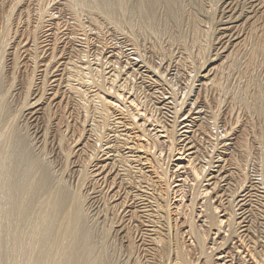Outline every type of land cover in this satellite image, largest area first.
Here are the masks:
<instances>
[{"label": "bare ground", "instance_id": "obj_1", "mask_svg": "<svg viewBox=\"0 0 264 264\" xmlns=\"http://www.w3.org/2000/svg\"><path fill=\"white\" fill-rule=\"evenodd\" d=\"M1 1L3 4V2L6 0H1ZM22 1L24 0H11L10 4L8 5V9L5 10V14L3 16V23L0 27L1 28L0 29V264H114L115 259L111 257V254L108 252L109 250H107L104 247V239L106 235L109 234V229L113 228L114 226L117 228L116 232L120 233L121 235L120 236L121 243L119 244V246L123 247L124 250L123 252L124 254H126L127 260H129L132 264H226L227 262L229 263L228 259L225 260L226 257L225 252L227 251L224 252L222 247L220 248V246L218 247L216 245L217 240H215V238L217 237L218 233L222 232L221 231L222 228H226V227L227 229H224V231H229V235L236 233V230L232 226V224L235 223L233 217L236 214H234L233 208L231 209L229 208L227 213L229 217L224 218L225 214L222 213L220 215H216L217 212L222 211V208L221 210H219V208L223 206H220L216 203L218 199L216 200L215 197H219L220 199V195H225L223 190H226V188L224 189V186L226 187L230 186L232 182L229 180L228 178L229 176L226 175L225 171L223 170V164L225 166L224 162L225 161L227 162V159L223 158L224 154L219 157L216 155L215 157H213L214 156V155L212 156L213 150L210 148L212 150L211 151L210 149L205 147H204L205 150H203L200 144V140H197L196 138L197 135L204 134L207 137V139H213L211 138L213 132L210 131L211 130L210 128H212V125L215 123V121L214 123L206 122L205 124L202 121L197 122L198 120H196L197 119L196 115L199 113V111H195V109H197V107L200 106V105L198 106L199 102H197V100H199L198 94L197 95L194 94V96L196 95L195 98L188 103L187 100H185L186 95H183L184 97L182 99L184 101H182V99L180 100L179 104H177L179 107L174 104L173 102L174 99H172L173 97L172 98L170 97L171 100L168 102L166 101L167 103L166 106L168 112L170 113V115L169 113H167V115H169L170 117L169 123H167L165 120L167 126L170 129H164L165 126L163 124H162L163 126H160L161 123L155 120L159 124L161 129L159 128L157 129L153 126L154 128L152 127L151 130H154V132L152 134L153 137L151 138L147 134L142 133V131H140L139 129V127L144 126L148 121L151 122L150 121L151 119L149 114H148L149 117H147L145 116L146 114H144L145 112L141 111L143 108L140 107L137 110V107L139 106L138 103L140 102L137 96L138 86L132 85L131 86L132 89L130 88V86L129 88L127 87V89L130 90L128 93L131 92L132 93L130 95L131 98H128V100L126 101L122 100V97L120 95L121 92L120 93L118 92L119 90H123V89L127 90L125 89V84L127 83L126 78H123L122 76L119 78L118 76L119 80L115 83L117 79V75L121 74V72L127 74L126 68L124 70L123 66L121 67L118 66V64L120 63H118L116 66L115 63L113 62V64L116 66V69L117 67L118 69L115 74L113 72L106 77V75L104 76L103 71L101 70L102 68L100 69L101 71L95 70V72L93 71L91 72V69L88 67L87 62L82 63L84 66L80 65L81 62H79L78 65L72 63L74 64V66H72V69L71 67L68 68L69 69L68 71L66 69L68 76L66 78L67 80H66L65 88H67L66 92L70 93V97L73 99V105H74L73 109L71 108L72 114L69 111V114H71L73 118L68 114L72 118V120H70L71 122H68L69 118L67 120L66 118L67 114L65 115L64 112V106L66 107V105H64L65 103H63L64 106L62 107L60 106L59 108L60 111L58 113L56 112L58 110L55 108L56 109L55 111L54 109L55 105L53 106L52 101L55 99L56 97L55 95L58 94L57 89L54 88L55 86L53 87V85L49 84L52 86L49 88V90L52 91L48 94L50 96L45 97V94L47 93L46 92L47 90L45 89L46 88L45 83L47 82L46 76L48 75L46 74L48 71L47 68L49 66V62L53 59V57L56 56V54L54 53L51 54L52 59L50 58L49 62L46 63L45 61V63L44 62L43 64L41 63L40 54L42 51H44V45L46 44L45 43L43 44V42H45L46 40L45 41L41 40L42 37L39 36V33L41 32V29L44 27L43 22L46 21L45 19L46 16L48 18V16L52 14L50 15L48 14L47 12L48 6L46 5L44 0H34L35 1L34 4L37 5V8H35L36 20L32 22V20L30 19V16L32 15L29 14L28 12L29 10H27L26 8L25 9L23 8L24 10L21 8L18 9ZM65 1L63 2V4H65V6L67 5L68 11L71 10L72 13L76 15V17H79L78 15L80 13L86 14L89 12L90 14L92 11H93L92 13L93 15L95 11H101L104 14L106 13L110 16L116 15L121 17L124 14L123 11H127L128 9L129 11H131L133 16L136 15L143 16L144 14H146V12L143 11L144 5L146 6V7L144 6L146 8L145 11H147V14L149 13L148 15L151 17L152 14L156 13L158 7L160 6L166 8L167 10L166 14L170 15L173 13V11L174 12L181 11L182 9L181 4L183 2V0L181 1V3L179 2L180 0H167V1L161 0L162 2L160 0H142V1L140 0L141 2L139 3L137 0L138 2L137 3L135 2L136 0H134L131 4L130 3L131 0H119V6H117L118 0H65ZM205 1L207 2L208 6L206 7L204 5L207 9H205V11L203 9L202 10L206 13V15L207 13L211 14L212 17H211V21L210 19L209 20L207 19L208 17L207 18L204 17L206 18L204 19L205 22L204 27L206 29V30L204 29L205 30L204 32L205 33L210 32V34L212 32L213 37H211L212 38L211 43L219 45L215 47V50L217 51L219 49L224 50L226 48L224 51H227V53L224 56H222L224 57L222 59L225 60V58L228 57L232 58L234 56L237 59L238 57L241 58V56L243 55L242 51H244L243 48L246 45H247L246 47H248V45L250 44L249 42H251L250 41L251 38L253 42V43L251 42V46L253 45V48L251 51L249 50L248 54H246L248 55L247 57H245L247 58L246 68H248V66H251V64L254 61H258V63L264 64V0H205ZM142 3L145 4L142 5ZM200 3L202 8V2ZM4 4L1 6H4ZM15 9L17 12H15V15L12 17ZM32 9L34 10V8ZM84 11H88V12H84ZM132 15L130 16L133 18ZM120 17H115V19L116 18L118 19ZM151 17H149L148 19H150ZM145 19L142 20L145 21ZM63 20L65 21V19ZM118 21L116 20L117 24L119 25L120 21L122 20H120L119 23ZM197 21L200 20H198L197 18ZM201 22L203 23V19L201 20ZM194 25H196V23ZM128 27L130 26L128 25ZM130 29L132 28H129V30ZM125 35H127V33ZM13 38H15L13 42V46L11 47L10 50L11 52L9 51L8 53L7 47L9 46V43ZM136 45L138 46V44ZM55 46L56 45L54 42L51 52L54 51ZM133 49L137 50L135 47H133ZM245 51L247 52L248 48ZM216 54H218V52ZM80 56H78V59ZM7 57L10 58L9 59L10 72L6 74V78H5V76L1 73H3L2 72L4 69L3 67H5V61ZM81 58H83V56ZM213 58H215V56ZM236 58H234L235 63L238 62ZM240 58L238 59L239 61ZM143 63L144 61H142V64ZM245 63L243 62L240 64L245 65ZM198 64H200V62ZM223 65L226 66V64ZM255 65L257 66L258 64L255 63ZM66 67L68 66L66 65L65 68ZM40 68L42 69L40 70ZM227 68H229L228 65ZM134 70L128 73V78H127L128 81L130 80L132 81V83L134 82V78L137 73ZM143 70H141V72ZM210 70L211 68L206 73H204L203 75L201 74L199 76L204 78V81L202 80V82L197 85L208 86V87L211 86L214 88L215 87L217 88L218 85H221L218 84L219 83L217 81L218 77L211 78L210 76L209 78ZM6 71L4 73H6ZM17 71L19 75L21 71L23 73H21L22 76L20 78L21 90H19L20 97H18L20 98V101L18 100L19 101L18 102L16 100V102L20 103V108H18L19 106L16 108H18L21 112H23V110L24 111L26 110L27 111L26 116L30 115V117L33 118L36 115L35 119H37L38 118L37 116L40 115L39 118L40 120L42 119L41 121L44 124V133H43L44 136L45 134L47 135V133L49 132L48 130L53 129L52 131H54L56 129L55 130L56 133L54 134V136H57L56 139L57 144L60 153L64 158L63 160L65 161L64 170L66 169L67 161L70 158L73 159V160L71 159L72 160L71 163L73 164L76 163L77 166L81 167V170L76 180L75 190L74 191L72 190L73 192H71L69 188L64 186L65 184L61 185V182L60 184L55 185L54 182H56L57 180L52 181L54 179L51 176L50 173L51 170L48 169L49 167H51V165L47 166L42 161L41 159L42 156L39 157L40 155L37 154L38 152L37 153L35 152L37 155L34 154V152L31 149L33 146L30 147V145L28 144L27 138L24 135L25 132L24 134H22L20 131L21 128L19 127L20 130L19 128H17L18 124L17 125L14 124L15 119L17 120L16 115L20 111L18 110L19 112L17 111L12 113L6 111L7 109H9V107L7 106L8 104H6L7 101H5V95L8 93V91L6 93L5 86L9 87L10 89L11 86L14 84V82H16L15 79L17 78L16 77ZM36 71H42L40 78H36V74H35ZM148 71H150V68ZM5 79L7 80V83H5L6 82ZM37 79L40 80L38 84H36ZM221 82L222 81H220V83ZM105 83L108 84L109 86L106 87ZM59 84L60 83H58V85ZM56 88H58V86ZM145 95L150 96L148 93ZM163 95H165V93H163ZM156 96L157 94L154 95V97ZM70 97L68 96L67 99ZM261 97L262 96H260V98ZM166 99H168L167 96L165 97V99L164 98L162 100L158 99L155 102V104H157L156 108L159 109L164 108L165 103H163V101ZM176 100L178 102V99ZM55 102H59V101H55ZM58 106L59 105L55 107ZM130 106L134 108V113L133 112L129 113L128 110L130 109L126 110V108L127 107L129 108ZM261 111L263 110L261 109ZM56 113L58 114V116L56 115ZM216 115L213 114V116L215 117ZM21 117H23V115ZM53 119L54 120L56 119L55 122H53ZM153 121L154 119L152 120V122ZM62 123L65 124L64 125L65 127H63L64 129L61 130L60 125ZM150 128L151 127H149V129ZM143 129L146 128L144 127ZM177 135L178 138H176ZM261 135L262 134H260V136ZM146 136H148L147 139L145 138ZM224 136L226 137V135ZM52 138L54 137L52 136ZM172 141L173 142L177 141V143H173ZM164 142L169 143L168 144V151L170 150L169 154L171 152L174 155L175 153L176 155H178V157L174 158L173 160L178 161V163L175 165L176 168L175 170H178L181 176L184 174L185 178H187L186 174H189L187 170H190L192 172L193 177H189V179L192 178L191 180L196 182L197 180L200 181L203 178V181H206V184H203V186L205 187L201 189L199 193L197 192L198 190L196 192L190 191L192 196L184 200L182 195L183 192L180 191V189L183 190L181 187H183L186 182L185 181L186 179L183 176L181 179H178L180 183L173 184L174 185L173 187H170L171 185L169 184H165L167 181L165 182L164 180L166 179L164 178L165 176L168 175L166 174L167 173L165 171L166 169L165 170L161 169L162 167L157 165L158 160L157 161L155 160L156 158L155 153L159 151V149L155 150L157 143L161 144ZM177 145H179V147ZM75 148H78L76 149L77 152L80 151L78 156L76 154L74 155ZM124 150L126 151L124 152ZM206 150H210V152L208 151L206 152ZM231 152H234V150ZM194 153L195 155L199 153L201 156L203 154L205 157L207 156L208 157L207 160H205V158L203 159L205 160V162H207L209 166L211 165L210 167L213 168L209 170V172L207 173H202L201 172L202 170H198V168L195 169L194 166L196 165L193 166V163L191 161L192 159L190 160V155ZM246 154L244 155V157L246 156ZM195 155L193 156L195 157L194 159H196L197 157ZM201 159L198 162H200ZM234 161L236 160L234 159ZM158 167L159 168L161 167L160 170ZM108 175L111 176L112 178L110 179L111 184H108L109 182ZM95 176L96 177L101 176L98 181L96 180L97 182L96 181L94 182L93 180L96 178ZM54 178H56L55 175ZM59 178H62V176ZM244 178H245L244 174L243 173L240 174L239 181H236V183L234 184L235 186L234 191L238 187L242 188V183L244 182ZM88 179L90 181V183L88 182L89 183L88 190L91 191L90 195L91 194L94 195V193L97 192L99 193V194L97 193L100 196L99 201H102L103 204V208L102 209L100 208L99 211H102L105 216H108L107 218L106 217L102 218L104 219V222L102 221L103 222L102 224L103 226L101 229L102 236L100 235L101 236L100 240L99 238H95L96 235L95 236L93 235L94 233L91 232L92 229L89 227V225H87L88 224L86 219L87 217L84 213V206H83L84 198H82V194L80 193V189L85 185V183H87L86 180L88 181ZM224 181L225 183L221 185V183H223ZM99 182L100 184H98ZM191 182H190L191 188H194L196 186L194 184L195 182L192 183ZM96 185L99 188L98 190L96 188ZM103 185H104L103 188L108 186L109 187L108 189L112 191V193L110 192L111 194H106V191L105 193H103L104 191L102 192L103 189L101 187ZM175 187L176 188L179 187L180 189L177 188L175 190L174 189ZM249 189L250 188H248V190ZM236 191H238V189ZM176 192H178L179 195H176ZM171 195L173 196L171 197ZM231 195H232L231 197H235V193L234 195L233 193ZM240 195L238 194L237 197H240ZM92 197L94 199L93 201H91V204H93L95 200V196ZM241 198H243V196ZM238 201H243V199H240ZM242 204L244 203H241V205ZM256 205H258V203ZM263 207H264V202L262 205L257 206L255 210H250V209L247 210L248 212H250L249 214H246V212H244L246 210L244 209L242 215L237 217V218H241L242 219L241 222L243 223V225H240V222H238L240 225L239 229L243 228L240 231L238 230L239 236L237 235L240 238L238 240L240 241L241 244L244 242L246 243L245 240L247 239H252V234L254 233H257L262 238L264 237V220H261L263 222L260 221ZM261 218L263 219L264 217L262 216ZM93 230L96 232V228L93 227ZM98 232H96V234H98ZM240 232H243V234L240 235ZM258 235H257V239L259 237ZM223 236H225V234ZM245 237L248 238L245 239ZM242 248L240 250L239 247L237 252L242 253L241 257L242 260H244L246 253H248L249 255V250H247L248 252H244L245 251L244 249H248V248L246 247H242ZM218 249H222V250H218ZM255 250L258 251V249L256 248ZM261 250L259 249V251L255 253L257 254V256L255 255L256 257L253 256L255 258H258L257 261L255 260L257 264L264 263L263 262L264 250L263 251ZM250 253H251V249H250ZM249 257H251V255Z\"/></svg>", "mask_w": 264, "mask_h": 264}, {"label": "rangeland", "instance_id": "obj_2", "mask_svg": "<svg viewBox=\"0 0 264 264\" xmlns=\"http://www.w3.org/2000/svg\"><path fill=\"white\" fill-rule=\"evenodd\" d=\"M26 1H28V0H26ZM26 1L25 0L22 1L21 2L22 6L20 4L18 9H20V8L21 9H23V8L25 9L26 8L27 10H29L28 11L29 14L32 15V16H30V19L32 20V22H34L36 20L35 19L36 18V11H35L36 9L35 8H37V5L34 4V2H35L34 0H29V1H31V2L28 1L30 4L28 2H26ZM44 1H45L46 5L48 6V8H47L48 14L49 15L52 14L53 16L50 15V16H48V18L46 16V18H45L46 21L43 22L44 27L41 29V32L39 33V36L42 37L41 40H44V41L46 40L45 42H43V44L44 43L46 44V45H44V51H42L41 54H40L41 63L43 64V62L45 63V61H46V63L49 62L50 58L52 59L51 54L52 53L56 54V56L53 55L56 58L53 57L54 60L52 59L51 60L52 62L50 61L52 64L49 62V66L47 68L48 71H47L46 74H48V75L46 76V78H47L46 81L47 82L45 83V87H46L45 89L47 90L46 91L47 93L45 94V97L50 96L48 94L52 91V90H49V88L52 87L51 85H53V87L55 86L54 88L57 89L58 94L55 95L56 97L52 101V103H53V106L54 105L55 106L59 105V106L58 107L54 106V109L56 108L58 111H56V109H55V111L58 113L60 111V109H59L60 106L62 107L64 105H66L67 108L64 106V112H65V115L67 114L66 115L67 120L69 118L68 122H71L70 120H72V118H73L71 116V114H72V109H73L74 105H73V99L70 97V93L69 92L67 93L66 92L67 88H65L66 87V80H67L66 78L68 76L67 71L69 70L68 68L71 67V69H72V66H74V64L78 65L79 62H81L80 65H82V66H84L82 63H86L87 62L88 67L91 69V72L92 71L95 72V70H100L102 68L101 70L103 71L104 76L106 75V77L108 75H110L111 73H113V72H114V74L116 73V71L118 69V67L116 69V66H117L118 63H120V64H118L119 67L123 66L124 70L126 68L127 74H124V72H121V74L117 75V79H116L115 83L122 76L123 78H126V82H127L126 83L127 85L125 84V89H127V87L129 88V86L131 88L132 85L138 86L137 96L139 98V101L141 102V100H142L143 103L142 102L138 103L139 106L138 107L136 106L137 110L140 107L143 108L142 110L141 109L140 110L145 112V113L143 112L144 114H146L145 116L149 117V115H150V119H151L150 120L151 122L148 121L150 124L147 122L148 123V124L146 123L147 125L145 124L144 126L139 127V129H140V131H142V133L147 134L151 138L153 137L152 134L154 132V130H151L153 126L155 128H157V129L158 128L161 129L160 126L164 125L166 127L167 126L166 122L169 123V118H170L169 115H170V113L168 112V109H167V106H166L167 105L166 101L167 102L170 101L171 100L170 97L171 98L173 97L172 98V99H174L173 102H174L175 105H177V104H179L180 100L184 97L183 95H186L185 96L186 97L185 100H187V103H188V102H191L195 98V96L198 94V99L199 100H197V102H199L198 106L199 105L200 106L197 107V109H195V111H199V113L196 115L197 116L196 120H198L197 122H199V121L201 122L202 121L205 124L206 122L207 123L208 122L209 123L210 122L214 123V121H215V123L212 125V128H210L211 129L210 131L213 132L212 133V137H211L213 139H207V137L204 134L197 135L196 138H197V140H200V144H201V147H202L203 150H205V148H208V149L211 148L213 150V153H214V154L212 153V156L214 155L213 157H215V155L219 157V156L224 154L223 158L227 159V162L226 161L224 162L225 166L223 164V170L225 171V174L229 176L228 178L232 182V183L230 182L231 183L230 186H227V187L224 186V189L226 188V190H223L225 195H220V199H219V197H215L216 200L218 199L216 201V203L218 205H220V206H223V207L218 206V207H220L219 210H221V208H222V211L221 212H217L216 215H220L222 213V214H225L224 218L229 217V215L227 214L229 208L230 209L233 208L234 214H236L233 217L235 223L232 224L233 228L236 230V233H233L232 235H229V231H224V229H227V227L226 228H222V230H221L222 232L217 234V237H219V238H217V237L215 238V240H217L216 241L217 242L216 245L218 247L220 246V248L222 247L224 252L227 251V252H225V255H226L225 260L228 259L229 263L227 262L226 264H239V263L240 264H244V263L245 264H257L256 261H257L258 258H255L257 256V254H255V253H257L259 251V249L260 250L262 249L261 251L264 250V248H263L264 247V239H263L264 237L262 238L257 233H254L255 235L252 234V239L253 238L254 239L253 240L252 239H247L248 237H245V239H247V240H245L246 243L244 242V243H242L243 244L242 245L240 243V241L238 240V239H240L238 236H239V231L243 229V228L239 229V226L243 225V223L241 222V220H242L241 218H237L240 215H242V212H243L244 209L246 210L244 212H246V214H249L250 212H248L247 210H249V209L250 210H255V208L257 206L262 205L263 202H264V193H263L264 192V145H263L264 144V142H263L264 141V139H263L264 138V134H263V132H264V130H263L264 129V126H263L264 125V119H263L264 118V99H263L264 98V67L263 66H264V64H260V63H258V61H254L253 62L254 64L252 63L251 66H248V68H246L247 67V65H246L247 64V58H245V57L248 56L246 54H248L249 50L251 51L252 48H253V45L251 46V42H252L251 38H250L251 42H249L250 44L248 43L249 44L248 47H246L247 46L246 45L245 46L246 49H245V47L243 48L244 51H242V53L244 55V52H245V55L244 56L240 55L241 58L238 57V59L240 58V61H242V62H240L235 56L232 57V58H230V57L225 58L226 61L224 59H222V58H224L222 56H224L227 53V51H224L226 48L224 50H221V49H219L218 51L215 50V47H217L219 45L211 43V39H212L211 37H213L212 32H211L212 35L210 34V32H208V33L204 32L206 30L205 27H204V25H205L204 19H206L208 17L207 19L208 20L210 19V21H211V17H212L211 14L207 13V15H206V13L204 12L205 9H207L206 7L208 6L207 2L205 0H202V1L201 0H196V1L195 0H193V1L192 0H183V2L181 4L182 5L181 11H178V12H174L173 11V13L170 14V15L166 14V11H167L166 8L160 6V7H158L156 13L152 14V17L148 15L149 13L147 14V11H145L146 10V8H145L146 6L144 5L145 3H142V5L145 6V7L143 6V9H144L143 11L146 12V14L143 13L144 15H146V16L143 15L144 17L141 16V15H138V16L136 15L137 17L133 16L131 11H129V9L127 11H123L124 14L121 17L120 16H116V15L110 16V15H108L106 13H105L106 14L105 15L101 11H95L94 15L92 14L93 13V11H92L90 13L91 16H90L88 11H84V12H88V13H86V14L82 13L84 15H82L80 13L81 15L79 14L78 15L79 17H76V15H74L71 10H69L70 12L68 11L67 5L65 6V4H63V2L65 0L64 1L63 0H58V1L57 0H54V1H52V0H44ZM133 1L134 0H131L130 3L132 4ZM141 1L138 0L139 3ZM181 1L182 0H180L179 2L181 3ZM10 2H11V0L4 1L3 4L4 3L6 4V5L4 4V6H1L3 4H2V1L0 2V27H1L2 23H3V16L5 14V10L8 9V5L10 4ZM135 2H137V0ZM200 2H202V8H201V3ZM65 3H66V1H65ZM25 6H28V7H25ZM117 6H119V0L117 2ZM203 6H204V8H203ZM4 8H6V9H4ZM32 8H34V10ZM128 8H130V7H128ZM30 10H31V13H30ZM15 12H17L16 9L13 12L14 14L12 15V17L15 15ZM49 12H51V13H49ZM127 12H128V14H127ZM99 15H101V16H99ZM130 15H132L133 18ZM147 15H148V18L149 17H151V18L148 19ZM171 15H172V17H171ZM80 16H81V18H80ZM96 16H97V18H96ZM115 17H120L121 19L120 18H118V19L116 18L115 19ZM140 17L143 20L146 17V19H148V20L145 19V21H143ZM204 17H206V18H204ZM197 18L200 21H197ZM63 19H65V21ZM190 19H192V20H190ZM202 19H203V23L201 22ZM116 20L117 21L118 20L119 21L122 20V21H120V23L118 21V23H119V25H118ZM139 21L140 22L142 21V22L140 23ZM62 23H64V24H62ZM95 23H96V25H95ZM111 23H112V25H111ZM195 23H196V25H194ZM139 24H141V25H139ZM128 25L130 27H128ZM158 26H159V28H158ZM129 28H132V29L129 30ZM141 28L145 29V30H142ZM258 28H260V27H258ZM51 31H53V32H51ZM88 31H89V33H88ZM157 31H159V32H157ZM245 32H246V30H245ZM124 33L125 34L127 33V35H125ZM130 36H131L132 39L130 38ZM127 38H128V40H127ZM14 39L15 38L11 39V41L9 43V46H8L9 48L7 47V52L8 53L11 50V47L13 46ZM53 39L56 40V41H54ZM69 40H71L72 42L69 41ZM75 40H77V41H75ZM192 40H193V42H192ZM197 40H198V42H197ZM54 42H55V45L57 47L55 46L54 51L51 52ZM120 42H121V44H120ZM136 44H138V46ZM203 45L206 48H204ZM133 47H135L137 50H134ZM156 47H157V49H156ZM211 47H212V50H211ZM247 48H248V51L246 52L245 50H247ZM128 51H129V53H128ZM134 51H136V52H134ZM216 51L218 52V54H216L217 53ZM80 55H82L83 58H81L82 56H80ZM108 55H110V56H108ZM139 55H141V56H139ZM162 55H163V57H162ZM78 56H80L79 59H78ZM214 56H215V58H213ZM131 58H133V59H131ZM186 58H188V59H186ZM234 58H236L238 62L235 63L234 62ZM9 59L10 58L7 57V59L5 61V67H3L4 68L3 71H2L3 73H1V74H3L5 76V78H6V74H8L10 72L9 71L10 70V68H9L10 61H9ZM209 60H210V62H209ZM138 61H140V62H138ZM142 61H144L145 64L144 63L142 64ZM245 61H246V63H245ZM113 62L115 63L116 66L113 64ZM128 62H129V64H128ZM199 62H200V64H198ZM202 62H203V64H202ZM243 62L245 63V65L244 64L243 65L240 64V63H243ZM72 63H74V64H72ZM237 63L240 64V65H238ZM255 63H257L258 65L256 66ZM223 64H226V66L223 65ZM66 65L68 67L65 68ZM200 65H202V66H200ZM219 65H221V66H219ZM227 65H228L229 68H227ZM249 67H251V68H249ZM149 68H150V71H148ZM210 68H211V70L209 72L210 73L209 78H210V76H211V78L212 77H215V78L218 77V79H217V81L219 82L218 84H221V85L217 86L218 89L216 87L214 88V87H211V86L208 87V86L197 85V84H200L202 82V80L204 81V78L199 77V76L201 74L203 75L204 73H206ZM41 69L42 68H40V70ZM66 69H67V71H66ZM132 70H134L137 73H139V74L136 73V76L134 78V82L133 83H132V81H130V80L128 81V79H127L128 78V73L131 72ZM141 70H143V71L141 72ZM223 70H224V72H223ZM5 71H6V73H4ZM198 71H199V73H198ZM41 72L42 71H36L35 72L36 78H40ZM156 72H157L158 75L156 74ZM21 73H23V72L21 71L20 75H19V73L17 71L16 77L18 79L17 78L15 79L16 82H14V84L11 86L10 89H9V87L5 86L6 93L8 91V93L5 95V101H7L6 104H8L7 106L9 107V109H7L6 111L11 112V113L12 112H17L19 110L18 108H20V103H18L20 101V98H18V97H20L19 96V94H20L19 90H21V88H20L21 87L20 86L21 85L20 78L22 76ZM221 73H222V75H221ZM144 74H145V76H144ZM118 76H119V78H118ZM159 76H160V79H159ZM179 78H181V79H179ZM55 80H57V81H55ZM5 81H6L5 83H7L6 79H5ZM39 81L40 80L37 79L36 80V84H38ZM137 81H139V82H137ZM220 81H222V82L220 83ZM8 83H9V81H8ZM58 83H60V84L58 85ZM47 84L48 85L51 84V85L48 86ZM159 84H160L161 87L159 86ZM56 85L58 86V88H56L57 87ZM188 85H190V86H188ZM108 86L109 85L106 84V87H108ZM127 90L123 89V90H119L118 91L119 93L121 92L120 95H121L123 101H126V100H128V98H131L130 95H131L132 92L128 93L130 90H128V91ZM151 90H154L155 92L151 91ZM156 91H157V93H156ZM162 91H163V93H165V95H163ZM12 92H14V93H12ZM125 93H127V94H125ZM147 93L150 96H146L145 94H147ZM156 94H157L158 97L159 96L160 97L159 98L157 96L154 97V95H156ZM194 94H196V95L194 96ZM200 95H201V97H200ZM68 96L70 97V98H68L69 100L67 99ZM166 96H167L168 99L163 101V103H165L164 108H160V109L156 108L157 104H155V102L158 99H161V100L163 98L165 99ZM260 96H262V97L260 98ZM59 98L60 99L62 98L61 102H60ZM150 98L153 99V100H151ZM107 99H109V98H107ZM176 99H178V102H177ZM16 100L17 101L19 100V101L16 102ZM55 101H59V102H55ZM69 101L72 102V103H70ZM149 101H151V102H149ZM182 101H184V100L182 99ZM63 103H65V104L63 105ZM14 105H15V107H14ZM10 106H11V108L13 107L15 109H13V108L11 109ZM8 107H6V108H8ZM16 107H18V108H16ZM67 109H68V111H67ZM124 109H125V107H124ZM128 109H130V110H128ZM209 109H211V110H209ZM261 109L263 111H261ZM13 110H16V111H13ZM126 110H128L129 113H132V112L134 113V108H132L131 106L129 108L127 107ZM69 111L71 112V114H69ZM20 112L17 113V115H16L17 120L15 119V123L14 124L15 125L18 124L17 128H19V127L21 128V130H20V128H19V130L21 131L22 134H24V132H25L24 135L27 138L28 144L30 145V147L33 146L31 149L34 152V154L35 155H37V154L40 155L39 157L42 156L41 159L47 166L51 165V167H49L48 169L51 170L50 173H51L52 178L54 179L52 181L57 180L59 182V183L57 181L54 182L55 185L60 184V182H61V185L65 184L64 186H66L67 188H69V190L71 192H73L75 190V187H76L75 184H76V180H77V177L79 175V172L81 170V167L77 166L76 163H74V164L71 163V161L73 159L70 158L67 161V166H66V169L64 170V166H65L64 162L65 161L63 160L64 158L62 157V154L60 153V150H59V147H58V144H57V140H56L57 136H54V134L56 133V131H55L56 129L54 131H52L53 129L49 128L50 129V130H48L49 132L47 131L48 132L47 135L45 134V136H44V134H43L44 133V124L41 121L42 119L40 120V118H39L40 115L37 116L38 117L37 118L38 120H37V119H35L36 115L33 118L30 117V115L26 116V114H27L26 110L25 111L23 110V112H21V114H20ZM201 112H202V114H201ZM57 113H56V115L58 116ZM167 113H169V115H167ZM213 114H215V115L217 114L216 117L213 116ZM20 115L21 116L23 115V117H21ZM163 116L166 117V118H164ZM152 118L154 119L153 122H152V120H153ZM158 118L160 119V121H159ZM28 119H29V122H28ZM55 120L53 119V122H55ZM155 120L158 121L159 123H161L160 126ZM165 120H166V122H165ZM38 122L41 124V126H40V124ZM61 125H63V126H61ZM61 125H60V127H61V130H62V129H64L63 127H65L64 126L65 124L62 123ZM26 127H28L29 129L26 128ZM144 127L146 129H143ZM147 127H148V129H147ZM149 127H151V128L149 129ZM165 127H164V129H170L168 126L166 128ZM230 128H232V129H230ZM148 130H150V131H148ZM28 132H29V134H28ZM68 133H69V131H68ZM179 133H180V131H179ZM260 134H262V135L260 136ZM224 135H226V137ZM52 136L54 138H52ZM148 136H146L145 138L147 139ZM176 138H178V135H177ZM217 139H219V140H217ZM261 142H263V143H261ZM173 143H177V141H174ZM180 143H182V142H180ZM168 144L169 143H167V142L166 143L164 142V143H161V144L157 143V146H156L155 150L159 149V151H157L155 153V156H156L155 160L156 161L158 160L157 161V165L161 166L162 168L161 167L160 168L163 169V170L166 169L165 170L167 172L166 174H168L164 178V179H166L164 181L165 182L167 181V182L166 183L164 181L163 182L165 184L171 185L170 187H173L174 186L173 184L180 183V181L178 179H181L182 176L185 178V175L183 174L181 176L180 173L178 172V170H175L176 169L175 165L178 163V161H175L173 159L178 157V155H176V153L174 155L171 152L169 154L170 150L168 151ZM161 146H162V149H161ZM177 146L179 147V145H177ZM251 146H253V147H251ZM41 147H42V149H41ZM78 148L74 149V155L76 154L78 156V154L80 152V151L77 152L76 149H78ZM242 149H243V151L245 150L244 151L245 154L247 152L245 157H244L245 154L242 151ZM210 150H206V152L207 151L210 152ZM230 150L231 151L234 150V152H231ZM125 151L126 150H124V152ZM220 151H222V152H220ZM35 152L36 153L38 152V153L36 154ZM173 155H174V157H173ZM194 155H195V153L190 155V160L192 159L191 161L193 163V166L194 165L197 166V167L194 166L195 169L198 168V170H202L201 171L202 173H207V172H209V170H211L213 168V167H210L211 165L209 166L207 164V162H205V160H207V158H208L207 156L205 157L204 154L201 156L198 153L195 156H197L199 159L196 157V159H197L196 160V159H194L195 157H193ZM232 155H233L234 158L232 157ZM247 157H248V159L249 158L250 159L248 160ZM201 158L202 159L205 158V160L204 159L202 160ZM200 159H201V161L198 162ZM234 159L236 161H234ZM48 160H49L50 164H49ZM160 168H159V170H160ZM187 171H188L189 174H186L187 178H185L186 179L185 181L187 183L185 182V184L183 186L185 188L181 187L183 189V190H181L179 187H177L178 189H180V191L183 192V194L182 193L181 194L183 195L184 200L187 199L188 197L190 198L192 196L191 192H193V191L196 192L198 190L197 192L199 193L200 190L205 187V186H203V184H206V181H203V178L200 181L197 180L196 182L192 181L191 180L192 178L189 179V177H193V176H192V172L190 170H187ZM235 171H237V172H235ZM242 173L244 174V177H245L244 178V182L242 183V188L238 187L237 188L238 191H236L237 189H235V191H234V187H235L234 184L236 183V181H239L240 174H242ZM110 174H112V173H110ZM54 175H55L56 178H54ZM61 176H62V178H59ZM168 176H169L170 179L168 178ZM57 177H58V179H57ZM100 177L101 176H97L95 179H93L94 182L96 180L98 181L100 179ZM108 178H109L108 179V181H109L108 184H111V181H110V179H112L111 176H109ZM250 178H251V180H250ZM93 180H92V182H93ZM189 181L190 182L191 181L195 182L194 184L196 186L194 185L195 187L193 186L194 188H191V184H190ZM86 182L87 183H85V185L80 189V193L82 194V198H84V200H83L84 201L83 202L84 213H85V215L87 217L86 218L87 219V223H88L87 225H89V227L92 230H93V227L96 228V232L100 231V232H98V234H96V232L94 231L95 229L93 231L91 230V232L94 233L93 235L94 236L96 235L95 238H99V240H100V237L102 236V233H101L102 232L101 229H102V226H103L102 224L104 222V219H102V218H105V217L107 218L108 216H105L102 211H99L100 208L101 209L103 208L102 201H99V198H100V196L98 195L99 193L97 192L98 194L94 193V195H92V194L90 195L91 191L88 190L89 189L88 188L89 187V183H90L89 179H88V181L86 180ZM100 182H101V180H100ZM100 182L98 184H100ZM117 182H118V180H117ZM197 182H199V183H197ZM224 183H225V181L223 183H221V185L224 184ZM259 183L261 184V186H260ZM186 184L189 185V186H187ZM101 187L103 189L102 192L104 191L103 193H105V191H106V194H111L112 193V191H110L108 189L109 188L108 186L103 188L104 187V185H103ZM188 187H189V190H188ZM96 188H97V190L99 189L97 185H96ZM177 188L175 187L174 189L176 190ZM248 188H250V189L248 190ZM104 189H106V190H104ZM107 190H108V193H107ZM180 191H178V192H180ZM184 191H186V192H184ZM178 192H176V195H179ZM232 193H233V195L235 193V197H231ZM229 194H230V196H229ZM238 194L239 195L241 194L243 196V198H241L242 197L241 195H240V197H237ZM92 196H95V200H94L93 204H91V201H93V199H94ZM172 196L173 195H171V197ZM261 196H263V197H261ZM221 197H223V198H221ZM224 197H225V200H224ZM97 199H98V202H97ZM240 199H243V201H238ZM254 199H256V200H254ZM221 200L222 201L224 200L223 203H222ZM219 203H221V204H219ZM241 203H244V204L241 205ZM257 203H258V205H256ZM263 209H264V207L262 208L261 214L264 217V215H263L264 214V210ZM260 210H261V208H260ZM261 217H260V221L264 220V218L262 219ZM219 218H222V217H219ZM238 222H240V225H239ZM261 222H263V221H261ZM91 225H92V227H91ZM115 228L116 227L114 226L113 228L109 229V234H107L105 239H104V247L107 250H109L108 252L111 254V257L113 259H115L114 262L116 264H126V263L127 264H132L129 260H127L126 254H124V252H123L124 251L123 247L119 246V244L121 243V241H120V236L121 235H120V233L116 232L117 228L116 229ZM224 234H225V236H223ZM241 234H243V232H240V235ZM257 235L259 236L258 239H257ZM223 238H224L225 242L223 241ZM227 238H228V240H227ZM255 240H256V242H255ZM102 241H103V239H102ZM109 247H110V249H109ZM239 247H240V250H241L242 247L248 248V249H244L245 250V251L243 250L244 252H248L247 250H249V255H248V253H246V256L245 257L243 256L246 259L245 260L243 258L245 260V262H244V260H242V257H241L242 253L237 252ZM251 247H253V248H251ZM255 248L258 249V251L255 250ZM222 249H218V250H222ZM250 249H251V253H250ZM110 251H112V252H110ZM253 251H255V252H253ZM250 255H251V257H249ZM253 256H255V257H253ZM263 259H264V257H263Z\"/></svg>", "mask_w": 264, "mask_h": 264}]
</instances>
